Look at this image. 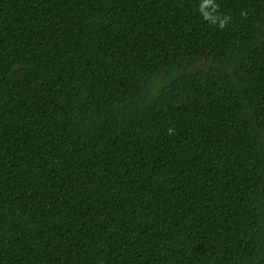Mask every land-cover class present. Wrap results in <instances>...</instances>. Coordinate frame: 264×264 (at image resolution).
Returning a JSON list of instances; mask_svg holds the SVG:
<instances>
[{
  "label": "trees",
  "instance_id": "obj_1",
  "mask_svg": "<svg viewBox=\"0 0 264 264\" xmlns=\"http://www.w3.org/2000/svg\"><path fill=\"white\" fill-rule=\"evenodd\" d=\"M0 264H264V0H0Z\"/></svg>",
  "mask_w": 264,
  "mask_h": 264
},
{
  "label": "clouds",
  "instance_id": "obj_2",
  "mask_svg": "<svg viewBox=\"0 0 264 264\" xmlns=\"http://www.w3.org/2000/svg\"><path fill=\"white\" fill-rule=\"evenodd\" d=\"M221 26H223V25H221ZM171 131H172V130H171V129H169V133H171Z\"/></svg>",
  "mask_w": 264,
  "mask_h": 264
}]
</instances>
